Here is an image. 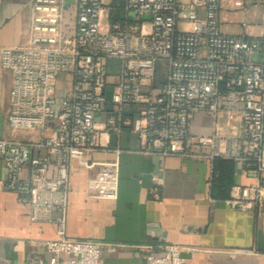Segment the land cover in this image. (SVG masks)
<instances>
[{
  "label": "built area",
  "instance_id": "1",
  "mask_svg": "<svg viewBox=\"0 0 264 264\" xmlns=\"http://www.w3.org/2000/svg\"><path fill=\"white\" fill-rule=\"evenodd\" d=\"M220 3L123 0L120 18L106 22L112 8L108 1L75 0L72 28L66 33L65 0H28L27 41L0 46V66L11 76L8 125L36 128L40 136L0 138L5 172L0 189L18 195L31 222L54 224L55 237L42 240L50 254L47 264H103L102 249L117 246L65 233L72 160L104 149L107 140L102 135L110 130L134 132L145 154L210 160L219 156L252 166L255 182L233 183L225 199L240 209L261 205L264 0H232L243 11L261 7V30L252 36L221 30ZM111 59L119 64L113 83L108 79ZM158 63L165 73L155 89ZM62 73L70 74L71 81L58 92ZM109 106L99 129L95 117ZM199 114L212 119L207 134L191 130ZM152 180V194L159 197L158 177L152 175ZM86 189L97 197L115 196L117 159L101 162ZM162 249L160 254L145 252L146 264H183L178 245L164 243Z\"/></svg>",
  "mask_w": 264,
  "mask_h": 264
},
{
  "label": "crops",
  "instance_id": "2",
  "mask_svg": "<svg viewBox=\"0 0 264 264\" xmlns=\"http://www.w3.org/2000/svg\"><path fill=\"white\" fill-rule=\"evenodd\" d=\"M74 1L65 0L66 33L72 28ZM106 1L112 8L105 21L118 20L123 0ZM242 21L241 28L233 33L255 35L252 26L242 25ZM28 23V0H0V46L26 43ZM118 69V60L111 59L110 82L116 80ZM164 73V65L158 63L155 89L163 83ZM70 81V74L62 73L57 80L58 92L68 88ZM147 84L144 81V86ZM10 85V73L0 66V138L36 140L38 129L8 125ZM110 108L95 117L97 128L103 130ZM211 125L209 116L199 114L190 127L194 133L207 134ZM48 126L49 134L51 122ZM102 140H107L104 149L72 160L65 233L71 238L117 243L113 251L102 249L103 264H146L144 253L160 254L164 243L179 246L183 264H264V196L259 207L236 208L226 199L211 195V179L220 172L214 159L142 153L137 135L127 129L120 133L110 130ZM114 159L118 161L117 194H90L86 189L88 177L101 162ZM152 175L158 177L159 197L152 194ZM230 175L234 183L243 185L256 180L252 166L235 161ZM4 176L0 160V180ZM53 237V223L31 222L18 195L0 189V264H47L50 254L42 240Z\"/></svg>",
  "mask_w": 264,
  "mask_h": 264
},
{
  "label": "rangeland",
  "instance_id": "3",
  "mask_svg": "<svg viewBox=\"0 0 264 264\" xmlns=\"http://www.w3.org/2000/svg\"><path fill=\"white\" fill-rule=\"evenodd\" d=\"M261 10L260 6L249 7L245 13L241 8L234 6L232 0H222L219 12V22L220 27L223 32H237L240 26V21L245 20L247 26H252V31L254 33H259L261 30V25L258 22L257 13ZM248 31V27H244Z\"/></svg>",
  "mask_w": 264,
  "mask_h": 264
},
{
  "label": "trees",
  "instance_id": "4",
  "mask_svg": "<svg viewBox=\"0 0 264 264\" xmlns=\"http://www.w3.org/2000/svg\"><path fill=\"white\" fill-rule=\"evenodd\" d=\"M215 168L220 172L211 179V195L216 198L225 199L229 195L230 186L234 183L229 173L234 168V161L229 158L215 157Z\"/></svg>",
  "mask_w": 264,
  "mask_h": 264
},
{
  "label": "water",
  "instance_id": "5",
  "mask_svg": "<svg viewBox=\"0 0 264 264\" xmlns=\"http://www.w3.org/2000/svg\"><path fill=\"white\" fill-rule=\"evenodd\" d=\"M144 17H145V18H149V17H150V15H149V14H146Z\"/></svg>",
  "mask_w": 264,
  "mask_h": 264
}]
</instances>
